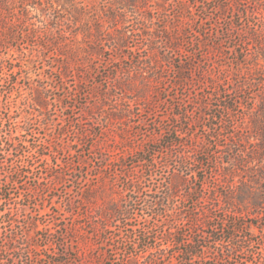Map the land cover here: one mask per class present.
Returning <instances> with one entry per match:
<instances>
[{"label": "rangeland", "instance_id": "374dc122", "mask_svg": "<svg viewBox=\"0 0 264 264\" xmlns=\"http://www.w3.org/2000/svg\"><path fill=\"white\" fill-rule=\"evenodd\" d=\"M251 29L263 0H0V264H264Z\"/></svg>", "mask_w": 264, "mask_h": 264}, {"label": "trees", "instance_id": "16d2710c", "mask_svg": "<svg viewBox=\"0 0 264 264\" xmlns=\"http://www.w3.org/2000/svg\"><path fill=\"white\" fill-rule=\"evenodd\" d=\"M258 3H259V1H261V0H256ZM263 2H264V0H263ZM260 3H262V2H260ZM260 5H262V4H260ZM250 32H251V34H252V36H251V38L254 40V41H257L258 42V40H257V38H260V43H262L263 45H264V38L261 36V35H259L258 33H257V30H255V29H251L250 30ZM247 33L248 32H246L245 31V35H247ZM259 43V44H260ZM12 141L13 140H9V144H11L12 143ZM11 221V220H10Z\"/></svg>", "mask_w": 264, "mask_h": 264}]
</instances>
